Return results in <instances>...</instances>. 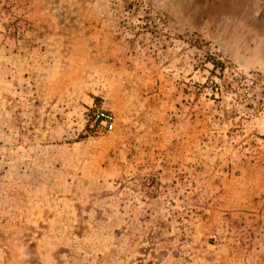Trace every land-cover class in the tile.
Instances as JSON below:
<instances>
[{
  "label": "rangeland",
  "instance_id": "obj_1",
  "mask_svg": "<svg viewBox=\"0 0 264 264\" xmlns=\"http://www.w3.org/2000/svg\"><path fill=\"white\" fill-rule=\"evenodd\" d=\"M0 264H264V0H0Z\"/></svg>",
  "mask_w": 264,
  "mask_h": 264
},
{
  "label": "built area",
  "instance_id": "obj_2",
  "mask_svg": "<svg viewBox=\"0 0 264 264\" xmlns=\"http://www.w3.org/2000/svg\"><path fill=\"white\" fill-rule=\"evenodd\" d=\"M94 121L101 125L106 131L112 129L113 121L112 116L106 112H96L94 114Z\"/></svg>",
  "mask_w": 264,
  "mask_h": 264
}]
</instances>
